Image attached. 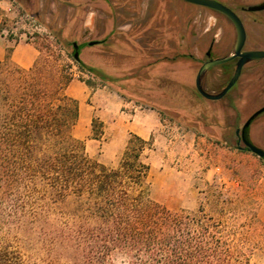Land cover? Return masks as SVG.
Wrapping results in <instances>:
<instances>
[{
    "label": "trees",
    "instance_id": "trees-1",
    "mask_svg": "<svg viewBox=\"0 0 264 264\" xmlns=\"http://www.w3.org/2000/svg\"><path fill=\"white\" fill-rule=\"evenodd\" d=\"M104 1L113 26L102 39L62 41L61 31H52L56 45L71 48L66 52L81 72L128 97L124 88L156 82L157 69L197 62L169 45L172 36L165 37V30L144 45L136 41L140 32L121 31L115 38L120 13ZM35 48L39 54L28 69L13 64L7 54L0 61V264H251L260 253L247 246L259 237L255 209L238 223L222 216L230 204L222 193L216 195L219 217L203 206L190 213L152 201L146 178L153 145L135 134L114 167L90 157L85 143L72 134L78 119V103L66 94L72 74L55 47L46 55ZM85 49L95 51L93 63L81 58ZM219 67L230 74L233 61ZM79 80L94 88V82ZM174 110L196 114L221 131L217 115L191 106ZM234 128L227 125L221 138L227 146ZM101 136L102 125L92 118L90 139Z\"/></svg>",
    "mask_w": 264,
    "mask_h": 264
},
{
    "label": "rangeland",
    "instance_id": "rangeland-1",
    "mask_svg": "<svg viewBox=\"0 0 264 264\" xmlns=\"http://www.w3.org/2000/svg\"><path fill=\"white\" fill-rule=\"evenodd\" d=\"M62 1L75 7L58 0H0V23L5 19L0 37L9 40L10 45L29 43L43 55L49 52L47 48L54 47L60 53V62L72 74L66 94L78 103L73 136L85 143L90 157L108 167L117 164L130 134L151 140L153 151L146 178L149 198L170 211L194 213L203 206L206 213L219 217L217 193L230 199L222 214L228 220L242 223L255 209L259 237L250 239L247 246L260 249L251 264H264V161L238 150L242 144H236L233 137L229 139L231 146L221 139L227 133V125L240 128L264 104L260 90L264 74L259 72L264 60L243 67L237 82L220 101L206 102L195 89V76L210 45L214 58L232 52L235 29L231 22L221 14L181 0H108L120 13L115 38L121 31L140 32L136 41L144 45L165 30V37L172 36L169 45L197 60L195 64H178L171 70L157 69L153 73L156 82L150 80L143 88L126 87L129 96L123 97L116 89L81 72L67 54L71 48L64 50L56 45L52 32L61 31L62 41L102 39L113 26L105 1ZM216 1L234 9L243 21L245 48L264 51V11L245 10L264 0ZM164 24L172 27L164 28ZM83 30L87 32L83 34ZM94 55L93 49H85L81 58L93 63ZM231 74L224 73L219 66L213 67L204 75L202 86L208 93H218ZM79 79L94 82V88L91 90ZM184 106L219 116L220 133L199 121L196 114L174 110ZM92 118L102 125L99 140L90 139ZM249 139L264 150V116L253 122Z\"/></svg>",
    "mask_w": 264,
    "mask_h": 264
},
{
    "label": "water",
    "instance_id": "water-1",
    "mask_svg": "<svg viewBox=\"0 0 264 264\" xmlns=\"http://www.w3.org/2000/svg\"><path fill=\"white\" fill-rule=\"evenodd\" d=\"M184 2L197 5L200 7H204L216 12H219L226 16L231 23L234 26L235 29V40L233 44V49L232 52H230L228 55H225L223 57L215 58V59H210L205 62H203L195 76V81H194V86L198 94L203 97L204 99L207 100H212L216 101L221 98H223L227 92L234 86V84L237 82L242 67L251 61H256V60H261L264 59V51L262 50H249V51H243L242 48L245 43V30L243 27V24L239 17L227 6L215 1V0H182ZM264 10V2H262L259 5L255 6H249L247 7V11L249 12H258V11H263ZM90 45L93 44V42L89 43ZM73 58L78 59V51H77V45L76 43L73 44ZM233 59H237L235 63V68L233 71L232 76L230 77L229 81L227 84L218 92V93H208L204 90L202 86V79L206 72L213 67L222 65L224 63H227ZM264 111V107L259 110V112ZM252 118V117H251ZM251 118H249L246 123L244 124L242 128V137H241V143L242 146H239V149L245 148L249 153L257 156L258 158L264 159V150L260 149L259 147L253 145L250 143L243 134L244 129L246 126L249 124Z\"/></svg>",
    "mask_w": 264,
    "mask_h": 264
},
{
    "label": "flooded vegetation",
    "instance_id": "flooded-vegetation-1",
    "mask_svg": "<svg viewBox=\"0 0 264 264\" xmlns=\"http://www.w3.org/2000/svg\"><path fill=\"white\" fill-rule=\"evenodd\" d=\"M182 1V0H181ZM216 1V0H215ZM184 2V1H183ZM218 2V1H217ZM262 2H264V1H262ZM261 2V3H262ZM185 3H187V2H185ZM220 3V2H219ZM261 3H259V4H261ZM188 4H190V3H188ZM222 4V3H221ZM258 4V5H259ZM190 5H193V4H190ZM224 5V4H223ZM193 6H197V5H193ZM225 6H227V4L225 5ZM255 6V5H254ZM197 7H200V6H197ZM228 7V6H227ZM249 7V6H248ZM203 9H206V10H210V9H207V8H204V7H202ZM230 8V7H229ZM235 14H236V12H235V10L234 9H232V8H230ZM246 11H247V7H246V9H245ZM211 11H213V10H211ZM264 11V10H263ZM216 12V11H215ZM247 12H249V11H247ZM258 12H260V11H258ZM217 13H219V12H217ZM249 13H252V12H249ZM219 14H221V13H219ZM223 17H225V18H227L226 16H224L223 14H221ZM237 15V14H236ZM238 16V15H237ZM239 17V16H238ZM228 19V18H227ZM239 19L241 20V18L239 17ZM229 20V19H228ZM230 21V20H229ZM231 22V21H230ZM241 22H242V24H243V21L241 20ZM232 24V23H231ZM233 25V24H232ZM234 27V26H233ZM243 27H244V24H243ZM244 30H245V27H244ZM245 34H246V30H245ZM247 38V37H246ZM246 38H245V43H244V46H243V48H242V50L243 51H249V50H253V49H248V48H245L246 47ZM77 50H78V47H77ZM204 57H205V60L203 61V62H205V61H207V60H210V59H215L214 57H212V52H211V45L209 46V48H208V50L207 51H205L204 52ZM262 60H264V59H261V60H256V61H251V62H248V63H246L243 67H246V66H248V65H250V64H258L257 62H259V61H262ZM233 61V67L235 68V63H236V61H237V59H233L232 60ZM202 62V63H203ZM243 67H242V69H243ZM210 69H212V68H210ZM209 69V70H210ZM242 69H241V72H242ZM208 70V71H209ZM233 71H234V69H233ZM257 71V70H256ZM259 72H261V74H264V67L263 68H261V69H259ZM232 74H233V72H232ZM232 74H231V76H232ZM240 75H241V73H240ZM230 76V77H231ZM230 77H229V79H230ZM240 77V76H239ZM229 79H228V81H229ZM239 79V78H238ZM227 81V82H228ZM227 84V83H226ZM260 90H261V93H263L264 94V82L262 83V87L260 88ZM220 100V99H219ZM263 100H264V98H263ZM264 107V104L263 105H261L259 108H257L255 111H253L246 119H245V121L243 122V124L241 125V127L240 128H234V130H233V134H232V137L235 139V142H236V144H239V143H241V137H242V128H243V126H244V124L246 123V121L249 119V118H251V120H250V122H249V124L246 126V128L244 129V131H243V134H244V137L250 142V143H252L251 141H250V139H249V130H250V128L252 127V124H253V122L255 121V120H257L258 118H260L261 116H264V115H261V114H263L264 113V111H262V112H259V110L261 109V108H263ZM242 144V143H241ZM253 144V143H252ZM254 145V144H253ZM239 147V146H238ZM261 149V148H260ZM263 150V149H262Z\"/></svg>",
    "mask_w": 264,
    "mask_h": 264
},
{
    "label": "crops",
    "instance_id": "crops-1",
    "mask_svg": "<svg viewBox=\"0 0 264 264\" xmlns=\"http://www.w3.org/2000/svg\"><path fill=\"white\" fill-rule=\"evenodd\" d=\"M8 47H10L9 50H7ZM6 54L13 64L23 69H28L37 57V51L31 44L19 43L10 45L9 40H6L4 37H0V61L6 57ZM69 85L66 90L69 88Z\"/></svg>",
    "mask_w": 264,
    "mask_h": 264
},
{
    "label": "built area",
    "instance_id": "built-area-1",
    "mask_svg": "<svg viewBox=\"0 0 264 264\" xmlns=\"http://www.w3.org/2000/svg\"><path fill=\"white\" fill-rule=\"evenodd\" d=\"M2 32H3V30H2Z\"/></svg>",
    "mask_w": 264,
    "mask_h": 264
}]
</instances>
